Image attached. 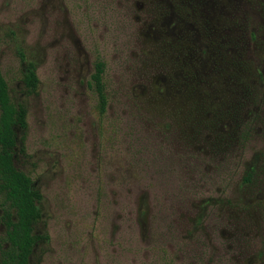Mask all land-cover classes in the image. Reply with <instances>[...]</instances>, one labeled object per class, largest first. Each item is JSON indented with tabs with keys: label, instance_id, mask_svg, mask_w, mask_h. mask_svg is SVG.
I'll return each mask as SVG.
<instances>
[{
	"label": "rangeland",
	"instance_id": "1",
	"mask_svg": "<svg viewBox=\"0 0 264 264\" xmlns=\"http://www.w3.org/2000/svg\"><path fill=\"white\" fill-rule=\"evenodd\" d=\"M0 74L28 264H264V0H0Z\"/></svg>",
	"mask_w": 264,
	"mask_h": 264
},
{
	"label": "trees",
	"instance_id": "2",
	"mask_svg": "<svg viewBox=\"0 0 264 264\" xmlns=\"http://www.w3.org/2000/svg\"><path fill=\"white\" fill-rule=\"evenodd\" d=\"M103 71V63L95 61L87 84L95 95L99 117L107 107ZM27 80L34 86L36 81L33 76L27 77ZM19 123L18 111L0 74V224L3 226L0 264H28L35 246L33 221L38 216L35 193L31 190L30 178L13 165L15 127ZM170 262L171 260H161V264Z\"/></svg>",
	"mask_w": 264,
	"mask_h": 264
}]
</instances>
